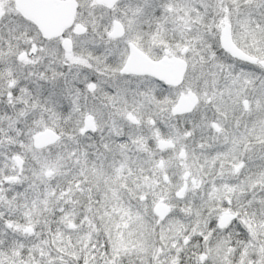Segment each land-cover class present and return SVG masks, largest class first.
<instances>
[{
	"label": "snow or ice",
	"instance_id": "obj_1",
	"mask_svg": "<svg viewBox=\"0 0 264 264\" xmlns=\"http://www.w3.org/2000/svg\"><path fill=\"white\" fill-rule=\"evenodd\" d=\"M0 264H264V0H0Z\"/></svg>",
	"mask_w": 264,
	"mask_h": 264
}]
</instances>
